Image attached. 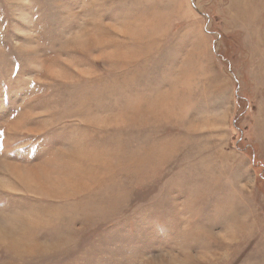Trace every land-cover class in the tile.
Listing matches in <instances>:
<instances>
[{"label": "rangeland", "instance_id": "1", "mask_svg": "<svg viewBox=\"0 0 264 264\" xmlns=\"http://www.w3.org/2000/svg\"><path fill=\"white\" fill-rule=\"evenodd\" d=\"M0 264H264V0H0Z\"/></svg>", "mask_w": 264, "mask_h": 264}, {"label": "bare ground", "instance_id": "2", "mask_svg": "<svg viewBox=\"0 0 264 264\" xmlns=\"http://www.w3.org/2000/svg\"><path fill=\"white\" fill-rule=\"evenodd\" d=\"M1 235V234H0ZM2 236V235H1Z\"/></svg>", "mask_w": 264, "mask_h": 264}]
</instances>
